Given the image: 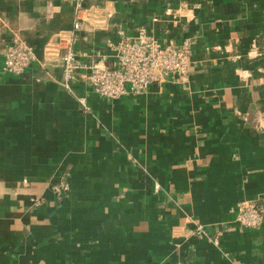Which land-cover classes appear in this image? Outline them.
I'll list each match as a JSON object with an SVG mask.
<instances>
[{
	"label": "crops",
	"instance_id": "obj_1",
	"mask_svg": "<svg viewBox=\"0 0 264 264\" xmlns=\"http://www.w3.org/2000/svg\"><path fill=\"white\" fill-rule=\"evenodd\" d=\"M141 28L190 39L187 76L97 94L88 66ZM12 42L35 50L20 74L1 69ZM69 45L84 67L68 88ZM242 201L264 210V0H0V264H264Z\"/></svg>",
	"mask_w": 264,
	"mask_h": 264
},
{
	"label": "built area",
	"instance_id": "obj_2",
	"mask_svg": "<svg viewBox=\"0 0 264 264\" xmlns=\"http://www.w3.org/2000/svg\"><path fill=\"white\" fill-rule=\"evenodd\" d=\"M65 1H73L78 10L83 8V0ZM80 25V15H77L74 28H79ZM112 46L117 52L116 61L109 66L92 64L88 66L89 71L85 74L93 90L102 96L116 98L127 93L138 94L153 82L165 81L171 76L183 78L190 69V39H185L180 45L174 42L163 44L145 28H141L135 36L126 37ZM35 56L32 46L12 42L4 51L1 69L15 74L23 73ZM60 58L63 83L69 88L76 71L84 65L78 60L70 45ZM81 102L88 107L85 98H81ZM154 186L158 189L160 184L156 182ZM50 188L57 200L66 198L71 190L68 174L62 172L56 180L50 182ZM45 201L43 196L38 199L39 203ZM235 212L237 221L245 228H258L264 219V210L257 201L239 202ZM192 235L205 238L215 244L219 243L218 236L203 224H197L192 230ZM181 264L195 263L190 257H185Z\"/></svg>",
	"mask_w": 264,
	"mask_h": 264
}]
</instances>
